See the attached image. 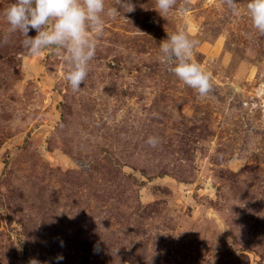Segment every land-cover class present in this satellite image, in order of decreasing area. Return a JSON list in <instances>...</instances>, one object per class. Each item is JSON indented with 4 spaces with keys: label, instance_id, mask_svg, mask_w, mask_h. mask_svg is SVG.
<instances>
[{
    "label": "rangeland",
    "instance_id": "obj_1",
    "mask_svg": "<svg viewBox=\"0 0 264 264\" xmlns=\"http://www.w3.org/2000/svg\"><path fill=\"white\" fill-rule=\"evenodd\" d=\"M12 2L0 0V264H264V34L247 0L235 13L177 0L186 14L165 17L155 0H105L120 14L78 91L64 53L29 55L3 16ZM181 29L207 96L159 59Z\"/></svg>",
    "mask_w": 264,
    "mask_h": 264
},
{
    "label": "clouds",
    "instance_id": "obj_2",
    "mask_svg": "<svg viewBox=\"0 0 264 264\" xmlns=\"http://www.w3.org/2000/svg\"><path fill=\"white\" fill-rule=\"evenodd\" d=\"M116 3L121 8L128 7V12L134 10L127 0H116ZM226 3L235 13L237 3L234 0H226ZM176 5L177 0H155V11L161 17L170 13L185 15L187 10ZM246 11L253 28L264 34V0H247ZM119 14L120 8H106L105 0H13L3 12L11 30H19L23 34V45L29 55L40 56L51 49L64 53L65 79L74 91L81 88L88 75L98 37L104 32L106 17L115 18ZM30 30L36 31L34 37L28 35ZM197 45L198 41L181 29L159 44V59L171 64L174 75L204 97L213 84L211 74L193 59ZM157 142L156 137H149L147 141L153 147Z\"/></svg>",
    "mask_w": 264,
    "mask_h": 264
}]
</instances>
